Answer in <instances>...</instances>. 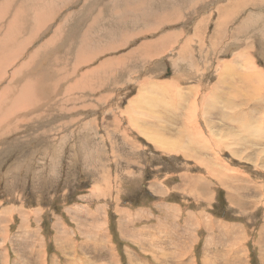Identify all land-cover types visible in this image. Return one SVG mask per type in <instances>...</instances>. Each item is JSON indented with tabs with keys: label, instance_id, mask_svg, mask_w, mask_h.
<instances>
[{
	"label": "rangeland",
	"instance_id": "374dc122",
	"mask_svg": "<svg viewBox=\"0 0 264 264\" xmlns=\"http://www.w3.org/2000/svg\"><path fill=\"white\" fill-rule=\"evenodd\" d=\"M25 1L0 0V264H264V0Z\"/></svg>",
	"mask_w": 264,
	"mask_h": 264
},
{
	"label": "bare ground",
	"instance_id": "6f19581e",
	"mask_svg": "<svg viewBox=\"0 0 264 264\" xmlns=\"http://www.w3.org/2000/svg\"><path fill=\"white\" fill-rule=\"evenodd\" d=\"M27 1L28 0H26L25 2L27 3ZM48 1V0H47ZM52 1V0H51ZM48 2H46L45 4H47ZM87 3H88V1H87ZM28 4V3H27ZM26 4V5H27ZM86 5V4H85ZM29 6V5H28ZM138 6V5H137ZM107 8V7H106ZM33 10V9H32ZM129 10H130V8H129ZM128 10V11H129ZM38 11V10H37ZM33 12V11H32ZM134 12V11H133ZM132 12V13H133ZM36 13V12H35ZM35 13H34V16H35ZM39 14H41V13H38L36 16H39ZM48 14V13H47ZM48 16V15H47ZM39 19V18H38ZM147 20V19H146ZM224 21V20H223ZM32 22H34V21H32ZM36 22V21H35ZM70 23V22H69ZM220 23V22H219ZM142 25V24H141ZM226 25V24H225ZM82 27V26H81ZM34 28V27H33ZM20 29V28H19ZM36 29H38V28H36ZM40 30V29H39ZM158 30V29H157ZM222 30V29H221ZM64 31V30H63ZM63 31H61V27L57 30V34L58 35H61V32L63 33ZM21 32V31H20ZM31 32H32V30H31ZM10 33H11V31H10ZM9 33V34H10ZM19 33V32H18ZM8 34V35H9ZM13 34V33H12ZM16 33H14V35H15ZM11 35V34H10ZM33 36V35H32ZM6 37H7V35H5V36H3V42H1V44L3 43V44H5V42L4 41H7V39H6ZM132 37V36H131ZM6 39V40H5ZM15 41V40H14ZM157 41V40H156ZM8 42V44H7V46H10L9 45V41H7ZM3 44H2V47H3ZM6 45V44H5ZM186 45V44H185ZM5 47V51L8 49V47ZM22 47V46H21ZM145 47V46H144ZM184 47V46H183ZM4 51V50H3ZM3 53H5V52H3ZM20 54V53H19ZM35 55V54H34ZM20 56H21V54H20ZM10 56H9V54H7L5 57H0V72H2V73H4L5 72V67H6V65H4L6 62H7V60H8V58H9ZM11 60V59H10ZM9 60V61H10ZM240 60V59H239ZM250 61V60H249ZM8 63V62H7ZM6 63V64H7ZM250 64V63H249ZM28 67H29V65L28 64H26ZM26 66V67H27ZM32 67V66H31ZM8 68V67H7ZM10 68V67H9ZM24 68V67H23ZM23 68H22V70H23ZM25 69V68H24ZM76 69V68H75ZM251 69V68H250ZM26 70V69H25ZM21 71V70H20ZM76 71V70H75ZM22 72V71H21ZM26 73V72H25ZM251 73H253V72H250V73H248V74H251ZM14 75L13 76H15V73H13ZM17 74V73H16ZM19 74V73H18ZM22 74H23V72H22ZM247 74V75H248ZM80 75V74H79ZM28 77V76H27ZM233 78V77H232ZM15 79V78H14ZM28 79V78H27ZM31 79H35V78H30V79H28L27 81H25L24 83H22V85L20 86V90L18 91L19 93L18 94H15L12 98L13 99H17V98H19L20 100L22 99V98H20V95H23V98L24 97H35V98H37L35 95V93L33 92V88H35V84H33V81L34 80H31ZM3 80V79H2ZM25 80V79H24ZM78 80V79H77ZM83 80V79H82ZM228 81V80H227ZM23 82V81H22ZM20 83V82H19ZM256 83V82H255ZM233 84V83H232ZM11 86H13V85H11ZM8 87H6V89H7ZM29 89V90H27V89ZM9 89H11V88H9ZM15 89V88H14ZM9 93H13V92H10L9 91ZM250 94V93H249ZM9 95H11V94H9ZM9 95H8V97H9ZM32 95V96H31ZM251 95V94H250ZM95 97V96H94ZM253 97V96H252ZM6 99H8L7 97H5V95L4 96H2V94L0 93V114H2L3 113V110H4V108L2 107V104L4 103V101L6 100ZM24 100V99H23ZM28 100H31L30 98H28ZM14 101H16V100H14ZM3 102V103H2ZM19 102H21V101H19ZM29 101H27V103H28ZM36 102V101H35ZM26 103V104H27ZM244 104H246V103H244ZM34 107V106H33ZM3 108V109H2ZM17 110V109H16ZM5 114V113H4ZM79 179V178H78Z\"/></svg>",
	"mask_w": 264,
	"mask_h": 264
},
{
	"label": "crops",
	"instance_id": "0c3cea01",
	"mask_svg": "<svg viewBox=\"0 0 264 264\" xmlns=\"http://www.w3.org/2000/svg\"><path fill=\"white\" fill-rule=\"evenodd\" d=\"M132 260H135L134 258H132ZM146 264H153L152 261H150L149 259L146 260Z\"/></svg>",
	"mask_w": 264,
	"mask_h": 264
}]
</instances>
